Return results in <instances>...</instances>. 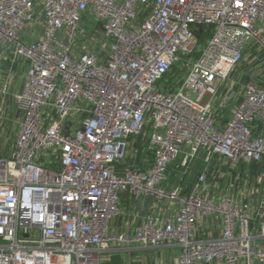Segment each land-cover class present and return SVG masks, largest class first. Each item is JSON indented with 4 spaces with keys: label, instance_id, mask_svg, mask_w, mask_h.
Returning a JSON list of instances; mask_svg holds the SVG:
<instances>
[{
    "label": "built area",
    "instance_id": "obj_1",
    "mask_svg": "<svg viewBox=\"0 0 264 264\" xmlns=\"http://www.w3.org/2000/svg\"><path fill=\"white\" fill-rule=\"evenodd\" d=\"M0 51L26 66L0 154V264L138 246L264 264V199L232 194L251 166L264 178V0H0ZM123 194L178 212L115 232ZM203 220L218 236L198 237Z\"/></svg>",
    "mask_w": 264,
    "mask_h": 264
},
{
    "label": "crops",
    "instance_id": "obj_2",
    "mask_svg": "<svg viewBox=\"0 0 264 264\" xmlns=\"http://www.w3.org/2000/svg\"><path fill=\"white\" fill-rule=\"evenodd\" d=\"M10 60L8 55L0 51V140L10 131L15 130L16 133L21 120L13 102V94L22 87L26 66L20 60H17L15 64H12ZM5 85L8 86V92L2 93ZM11 145L12 142L7 152L2 155L8 153ZM172 169L173 167L170 170ZM169 177L171 180L172 177ZM120 209L121 215L111 222V229L115 232H134L140 223L148 218L174 217L178 212V205L175 202H158L146 197L135 200L129 194H123L120 199ZM197 233L200 238L218 236V223L213 220H203L197 226ZM178 257L179 252L175 247H117L104 254L103 264H177Z\"/></svg>",
    "mask_w": 264,
    "mask_h": 264
},
{
    "label": "rangeland",
    "instance_id": "obj_3",
    "mask_svg": "<svg viewBox=\"0 0 264 264\" xmlns=\"http://www.w3.org/2000/svg\"><path fill=\"white\" fill-rule=\"evenodd\" d=\"M94 40H98V42L102 40L101 38V32L98 30L94 34ZM91 43V41H90ZM16 127V126H15ZM15 135V130L10 131L8 135L2 137L0 140V154H5L12 142V139ZM177 170L175 167L171 170L172 174L170 175L171 183L176 182V177L179 175L180 178L183 176L182 174L176 172ZM188 175L184 176V181L189 182L191 179H193V176L195 175L194 172H186ZM241 176V175H239ZM234 184V183H233ZM233 190L232 194L235 198L239 200H248L251 199L253 202L260 201L264 199V178L262 175L254 174L249 175V178H243V180H236V183L232 186Z\"/></svg>",
    "mask_w": 264,
    "mask_h": 264
},
{
    "label": "trees",
    "instance_id": "obj_4",
    "mask_svg": "<svg viewBox=\"0 0 264 264\" xmlns=\"http://www.w3.org/2000/svg\"><path fill=\"white\" fill-rule=\"evenodd\" d=\"M262 169H263V168H261V167L251 166V167H250V173H251L252 175H254V174H259V173L262 171Z\"/></svg>",
    "mask_w": 264,
    "mask_h": 264
}]
</instances>
